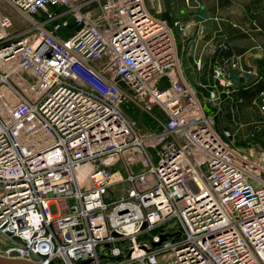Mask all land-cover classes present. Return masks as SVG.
<instances>
[{"label":"built area","instance_id":"1","mask_svg":"<svg viewBox=\"0 0 264 264\" xmlns=\"http://www.w3.org/2000/svg\"><path fill=\"white\" fill-rule=\"evenodd\" d=\"M3 1L30 25L13 31L0 7V256L264 264V137L245 150L205 112L204 99L219 112L220 91L235 86L220 64L205 98L174 71L173 29L186 26L155 18L145 0ZM135 99L163 111L158 130L141 134L122 111Z\"/></svg>","mask_w":264,"mask_h":264},{"label":"rangeland","instance_id":"2","mask_svg":"<svg viewBox=\"0 0 264 264\" xmlns=\"http://www.w3.org/2000/svg\"><path fill=\"white\" fill-rule=\"evenodd\" d=\"M145 2L150 13L155 18L163 20L171 26L174 21H180L186 26L185 32L183 33L173 29L178 56L176 64L172 67L175 72L177 70L183 72L193 82L197 91H200V96H207V87L198 88L196 84L199 77L197 70L194 68L193 57L201 58V65L205 64L206 67V75L207 73L211 75L209 72L211 73L213 64L222 65L225 71L235 67V69L240 71L238 83L235 84L229 94L231 100L224 101L223 94L225 95V93L220 89L222 102L219 112L217 113V109L212 108L205 99L203 100V108L208 114L217 113L215 116L216 123L221 124L224 128H228L235 133L233 142L237 146L249 150L251 146L256 145L263 136L262 134H264L259 131L256 133L257 136L255 138L251 137V133L256 130V127L264 126V116L258 109L259 93L251 99L241 97L240 93L244 89L251 87L253 80H264V28H261V30L253 29L254 23H257L258 20L264 23V0H145ZM222 4L224 5L222 6ZM0 7L12 18L13 31L24 30L29 27L30 21L28 18L16 8L3 0H0ZM199 8L205 11L204 18L206 20L201 24L208 26L210 21L218 22L223 29L221 33L224 34V38L227 37V43L222 37L218 36H215L214 41L207 43V34H202L203 37L196 44L191 45L189 51L186 50L187 37L192 27H194L192 23L193 20L197 19ZM213 17L215 18L212 19ZM217 44L231 47L234 49L232 52L236 53L238 49H241L246 54L245 56L242 55L239 57L232 55L231 60L225 58L222 60H219V58L216 59L214 49ZM257 45H259V48L255 49ZM258 50L259 54H257ZM169 84L168 77L163 76L159 87L165 88ZM121 109L134 123L137 130L145 135L158 130L161 126L160 122L164 120L165 116L157 104H153L148 109L143 102H139L137 99L133 101L124 100ZM135 161L136 163L133 165V169L138 171L144 164L138 157H135ZM112 172L117 176L116 179L123 176L124 171L120 162L112 166ZM151 182L152 179L150 177H145L138 181V186L145 188ZM125 187L126 185H122V183L115 184L110 189V195L116 196L120 194L124 191Z\"/></svg>","mask_w":264,"mask_h":264},{"label":"crops","instance_id":"3","mask_svg":"<svg viewBox=\"0 0 264 264\" xmlns=\"http://www.w3.org/2000/svg\"><path fill=\"white\" fill-rule=\"evenodd\" d=\"M146 3V2H145ZM147 5V4H146ZM224 4H222V6H223ZM228 5V4H227ZM200 10H203L204 11V9H202V8H199V12H200ZM199 15V14H198ZM204 15H205V11H204ZM205 17V16H204ZM215 17H213L212 19H214ZM206 19L204 18L203 20H200L199 19V16H197V19L196 20H193V23L192 24H194L193 26L194 27H192V30L190 31V34L188 35V37H187V42H186V50H190V47H191V45H194V44H196L197 43V41L198 40H200L202 37H203V35L204 34H206L205 33V31H206V29H211L209 32H208V34L206 35V36H208V38H206L207 40H206V42L207 43H209V42H212V41H214V39H215V36H218V37H222L224 40H225V38H224V34L223 33H220L221 31H223V29H222V27L220 26V24L218 23V22H213V21H210L209 22V25L207 26V25H202L201 23H203L204 21H205ZM205 24V23H204ZM253 29L254 30H261V27L258 25V24H256V23H254V27H253ZM194 31H196V32H194ZM245 32V31H244ZM203 34V35H202ZM217 34V35H216ZM228 41H226V43H227ZM217 43V42H216ZM218 46H220V45H218L217 44V46H215V49H214V56H216L217 57V55H216V50H217V47ZM257 48H259V45H257V47H255V49H257ZM232 50H234L233 48H231ZM245 54H246V52L245 51H241V49H238V52L236 53V52H232V55H237V57H239V56H242V55H244L245 56ZM257 54H259V50H258V52H257ZM232 55L230 56V57H227V58H225V59H232L231 57H232ZM198 59H200L201 60V58L200 57H193V63H194V68H195V70H197V74H198V82H196V84H197V86H198V88H206L207 87V91H208V86H210L212 83H213V78H211L212 77V67L215 65V64H213L212 65V67H211V73L209 72V74H211V75H208V73H207V75H206V72H205V64H203L202 65V68H203V70H201V69H197L196 68V65H195V62L198 60ZM217 59V58H216ZM215 63H217L216 61H215ZM222 66V65H221ZM223 67V66H222ZM224 68V67H223ZM236 68V67H235ZM235 68H231V69H229L228 71H225L226 72V74L231 78V80L233 81V83H234V85L235 84H237L238 83V80H239V78H240V71H238L237 69H235ZM234 70H236V71H238L239 73H237V75L236 76H234V77H232L231 76V72L232 71H234ZM185 75V74H184ZM185 78L189 81V82H191L192 84H193V82L191 81V80H189V78L185 75ZM193 86L195 87V85L193 84ZM201 86V87H200ZM195 89H196V87H195ZM197 90V89H196ZM198 92V94L200 95V91H197ZM202 98H205V96H201ZM223 100L224 101H226V100H231V97L229 96V94H226L225 93V95L223 94ZM207 102V101H206ZM208 103V102H207ZM209 104V103H208ZM210 105V104H209ZM231 109V108H230ZM218 113V112H217ZM217 113H215V116L217 115ZM223 116V115H222ZM227 116V115H226ZM228 117V116H227ZM228 119V118H227ZM264 126H262L261 127V129L259 130L260 132H263L264 133V128H263ZM216 128H217V130L220 132V133H222L224 130H227L228 128H224V126H222L221 124H219V123H216ZM229 130V129H228ZM263 136L260 138V140L256 143V145H254V146H251V148L252 147H255V148H258V147H260L261 146V143H262V139H263V137H264V134H262ZM250 148V149H251Z\"/></svg>","mask_w":264,"mask_h":264},{"label":"trees","instance_id":"4","mask_svg":"<svg viewBox=\"0 0 264 264\" xmlns=\"http://www.w3.org/2000/svg\"><path fill=\"white\" fill-rule=\"evenodd\" d=\"M198 16H199L200 20H203L204 19V11L200 10ZM256 24H258L261 28H264V23H262V21L258 20V22ZM210 30L211 29H206L205 33L208 34V32ZM225 41H228L227 37L225 38ZM216 55H217V59L219 58V60H222L224 58L230 57L232 55V49H231V47H227L226 45L218 46L217 50H216ZM237 73H239V72L234 70V71L231 72V76L234 77V76L237 75ZM263 90H264V80H259V81H254L253 80V85L251 87L247 88V89H244V91H242L240 93V96L248 98V99H251L256 94L260 93Z\"/></svg>","mask_w":264,"mask_h":264},{"label":"water","instance_id":"5","mask_svg":"<svg viewBox=\"0 0 264 264\" xmlns=\"http://www.w3.org/2000/svg\"><path fill=\"white\" fill-rule=\"evenodd\" d=\"M120 212H125L127 210V207L125 204H120ZM166 237V234H162L160 236L161 240H164ZM0 264H36L33 261L22 259V258H9V257H3L0 256Z\"/></svg>","mask_w":264,"mask_h":264},{"label":"bare ground","instance_id":"6","mask_svg":"<svg viewBox=\"0 0 264 264\" xmlns=\"http://www.w3.org/2000/svg\"><path fill=\"white\" fill-rule=\"evenodd\" d=\"M79 174L82 175L83 174V171L81 170ZM112 177H113V179H116L117 176L115 174H113Z\"/></svg>","mask_w":264,"mask_h":264}]
</instances>
